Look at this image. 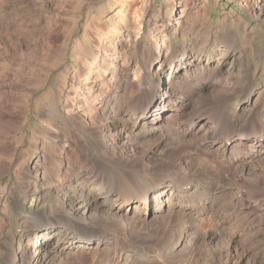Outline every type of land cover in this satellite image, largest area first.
<instances>
[{"label":"bare ground","instance_id":"bare-ground-1","mask_svg":"<svg viewBox=\"0 0 264 264\" xmlns=\"http://www.w3.org/2000/svg\"><path fill=\"white\" fill-rule=\"evenodd\" d=\"M43 34L48 44L61 36L58 28ZM137 35L142 54L144 34ZM167 44L155 34L151 59L135 64L113 48L110 67L96 43L95 59L77 84L72 78L64 112L55 101L47 131H38L43 148L21 174L34 190L51 185L58 203L49 213L16 205L27 224L17 241L28 242L8 264H264V111L239 121L219 86L231 72L205 77L202 54ZM170 60L172 71L186 72L178 84L160 76ZM243 90L249 103L252 89ZM2 98L0 127L24 122L18 96ZM1 138L0 175L16 157ZM94 143L98 154L89 157L82 148Z\"/></svg>","mask_w":264,"mask_h":264},{"label":"rangeland","instance_id":"rangeland-1","mask_svg":"<svg viewBox=\"0 0 264 264\" xmlns=\"http://www.w3.org/2000/svg\"><path fill=\"white\" fill-rule=\"evenodd\" d=\"M171 13L173 22L168 17ZM54 28L60 29L61 36L56 44H48L43 32ZM139 30L146 42L142 54L136 48ZM157 33L167 37L171 48L186 43L193 55L202 54L205 77L222 70L231 72L229 80L222 78L219 86L231 95V112L239 121L249 120L257 107L264 111V0H0V102L3 92L13 91L18 96L16 114L24 119L12 127H0L2 143L16 155L10 171L0 175V219H4L0 264H8V256L22 253L27 246V239L17 241V234L27 232V224L16 205L49 213L58 203L51 185L38 182L34 190L28 186L34 185L33 178L22 177L23 168L33 165L43 148L46 138L38 131H47L55 101L64 112L72 78L77 84L78 75L95 59L96 43L105 45L108 66L114 65L113 48L123 50V57L132 56L135 64L151 59L150 43ZM195 37L199 42L193 45ZM232 44L234 54L224 55ZM171 62L160 69V76L178 84L186 72L180 68L172 71ZM80 69H84L82 73ZM245 86L253 93L249 103L244 100ZM90 145L82 148L83 153L97 155L96 143ZM58 196L62 198L60 192Z\"/></svg>","mask_w":264,"mask_h":264}]
</instances>
